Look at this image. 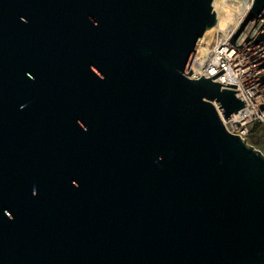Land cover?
<instances>
[{"label":"water","instance_id":"1","mask_svg":"<svg viewBox=\"0 0 264 264\" xmlns=\"http://www.w3.org/2000/svg\"><path fill=\"white\" fill-rule=\"evenodd\" d=\"M213 1L0 0V264H264L246 103L189 68ZM230 41L264 95V0Z\"/></svg>","mask_w":264,"mask_h":264},{"label":"built area","instance_id":"2","mask_svg":"<svg viewBox=\"0 0 264 264\" xmlns=\"http://www.w3.org/2000/svg\"><path fill=\"white\" fill-rule=\"evenodd\" d=\"M251 2L252 0H243L239 3L241 9L239 17L235 15L225 27L218 26L217 20L211 31L200 39L189 65L195 77L201 73L210 77L223 68V72L211 78L220 83L236 84V87L227 85L221 87L239 90L246 105L240 107L237 112H232L231 117L222 120L227 130L246 138L250 126L255 121L264 122V95L260 93L253 80L255 73L249 56L230 39L239 21L249 10Z\"/></svg>","mask_w":264,"mask_h":264},{"label":"bare ground","instance_id":"3","mask_svg":"<svg viewBox=\"0 0 264 264\" xmlns=\"http://www.w3.org/2000/svg\"><path fill=\"white\" fill-rule=\"evenodd\" d=\"M243 0H238V4L241 3ZM218 5V26H220L221 22L225 21V23H228L230 21V17L236 15L239 17L240 15V5L236 6H227V1L222 0V2L219 1H213V6ZM227 21V22H226ZM211 31V29L208 31V33ZM206 35V33H205Z\"/></svg>","mask_w":264,"mask_h":264},{"label":"trees","instance_id":"4","mask_svg":"<svg viewBox=\"0 0 264 264\" xmlns=\"http://www.w3.org/2000/svg\"><path fill=\"white\" fill-rule=\"evenodd\" d=\"M264 122L255 121L249 128L247 140L253 145L264 146Z\"/></svg>","mask_w":264,"mask_h":264},{"label":"rangeland","instance_id":"5","mask_svg":"<svg viewBox=\"0 0 264 264\" xmlns=\"http://www.w3.org/2000/svg\"><path fill=\"white\" fill-rule=\"evenodd\" d=\"M227 6H236L238 5V0H230L229 2H227ZM235 17L234 16H231L229 19L232 20L233 18ZM227 22V21H226ZM228 23H225V21L221 22L220 26L221 27H225ZM209 30H207L205 33L207 34ZM263 140H264V135H263ZM256 147H258L263 153H264V146H260V145H255Z\"/></svg>","mask_w":264,"mask_h":264}]
</instances>
